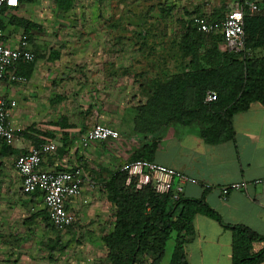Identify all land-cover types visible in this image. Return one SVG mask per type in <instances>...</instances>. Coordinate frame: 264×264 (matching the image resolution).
<instances>
[{
    "label": "rangeland",
    "instance_id": "obj_1",
    "mask_svg": "<svg viewBox=\"0 0 264 264\" xmlns=\"http://www.w3.org/2000/svg\"><path fill=\"white\" fill-rule=\"evenodd\" d=\"M237 1L80 0L78 7L72 3L68 10H63L54 0H29L21 8L0 15L5 24L3 30L9 37L21 33L12 15L39 26L31 33L32 48H59L66 52L86 48L79 63L61 70L64 73L60 79L61 96L68 101L65 107L49 103L53 114L60 116L62 111L76 108V100L84 105L101 104L104 91L110 94L114 106L126 105L125 109L117 107L116 113L110 114L109 124L101 122L119 130L120 137L114 140L122 146L119 151L109 157H91L89 162L79 157L76 162L98 181L85 199L81 196L78 205L83 212L68 230L60 232L52 228L39 195L32 197L22 191L14 156L0 157V264H110L102 237L113 229L117 208L108 197L107 181L121 164L131 160L135 144L129 140L131 134H127L126 127L122 126L120 131L112 122L124 121V117L129 120L136 112L135 82L146 84L152 78L169 81L186 70L190 56L180 48L182 35L191 26L193 16H224ZM220 45L223 44L219 40L217 47ZM205 46L210 47V43L206 41ZM205 46L199 49L200 54H207ZM217 49L228 52L225 48ZM243 51L253 55L248 48ZM122 79L125 83L121 84ZM51 134L57 148L63 149L67 144L62 140L63 135ZM126 145L130 147L125 149ZM173 245L174 234L167 241L159 264L168 262ZM141 259L139 264L155 263L149 256Z\"/></svg>",
    "mask_w": 264,
    "mask_h": 264
},
{
    "label": "crops",
    "instance_id": "obj_2",
    "mask_svg": "<svg viewBox=\"0 0 264 264\" xmlns=\"http://www.w3.org/2000/svg\"><path fill=\"white\" fill-rule=\"evenodd\" d=\"M79 1L73 2L75 8ZM218 48L224 47L220 45ZM52 49L56 51L31 48L35 54L34 59L16 66L17 73L25 77L24 82H0V96L16 102L8 118V125L15 133L11 146L16 151L26 152L34 145L36 138H39V142L45 141L46 137L41 132L68 134L65 147L57 148L41 163V168L49 172L67 169L76 164L81 159L79 157L89 162L91 157H109L119 151L121 144L116 145L114 140L108 139L91 144L84 148L85 151L82 150L79 138L95 122L109 124V116L116 113L117 107H126L124 104H111L110 94L104 91L101 104L94 102L84 105L76 100V108L72 106L62 111L60 116L53 114L49 103L61 107L68 101L61 96L60 79L64 74L61 70H69L79 63L85 57L86 48H72L67 52L59 48ZM253 52L264 55V46L255 47ZM122 83H125L124 79ZM142 83L135 82L133 86L134 96L138 100L134 105L135 110L146 99L142 94ZM60 118L64 119L57 124ZM136 119V112H133L129 120L124 117V121L113 120L112 123L120 131L122 126L126 127L127 134H131L129 140L135 143L133 151L149 141L152 144L149 153L152 161L181 171L194 180L184 184L182 197L202 199L219 214L224 224L243 225L264 236V106L254 102L246 110L234 113L231 135L221 134L215 142H207L203 138L201 128L205 125L199 122L166 123L153 133L146 134V138L141 134L143 129L137 126ZM20 131H24V134H17ZM127 146L125 149L130 147ZM12 156L15 158L16 154ZM91 177L98 181L92 174ZM233 183H244L245 187L232 189L222 197L220 188ZM89 190L85 186L82 199L90 194ZM81 196L68 200L66 204L76 215L75 223L79 220L78 215L83 212L78 205ZM192 226L193 234L187 236L184 242L186 264H231L232 233L229 228L200 213L194 216ZM261 245L255 243L254 247L257 249Z\"/></svg>",
    "mask_w": 264,
    "mask_h": 264
},
{
    "label": "trees",
    "instance_id": "obj_3",
    "mask_svg": "<svg viewBox=\"0 0 264 264\" xmlns=\"http://www.w3.org/2000/svg\"><path fill=\"white\" fill-rule=\"evenodd\" d=\"M27 1L20 0V3ZM54 1L60 9L68 10L75 0ZM7 11L11 10L2 8L0 15ZM207 17L211 20L222 18ZM11 19L16 21L17 27L32 44L31 33L39 26L21 17L12 15ZM0 27H5L1 18ZM244 33L245 48L254 51L255 47L264 46V6L258 12L244 16ZM210 34L197 30L191 22L182 35L180 48L190 56L186 70L175 74L169 81L152 78L140 85L146 99L137 106L136 123L139 128L142 127L141 134L144 137L166 123L199 122L205 125L201 128L203 138L207 142H215L221 134L231 135L234 113L246 110L254 102L264 106V55L253 52L249 56L244 51L219 52L217 45L219 40L223 42V38L220 34L215 37ZM206 41L210 47L205 46ZM204 46L207 54H200L199 49ZM207 90L216 94L215 100L204 101ZM22 133L24 131L17 134ZM51 133L43 132L41 135L47 139L51 138ZM62 135L63 142H66L68 134ZM39 141L36 138L34 145L39 144ZM151 147L152 144L146 141L132 153L131 160H152L149 155ZM18 153L0 138V157L17 156L24 152ZM125 177L123 172L117 170L107 181L108 197L117 208L113 229L102 237L110 264H139L142 256L152 257L154 264H159L173 233L174 245L167 264H186L184 242L187 236L193 234L192 221L199 213L230 229L231 264H264V236L243 225L224 224L219 214L202 199L182 196L174 199L171 194L156 193L150 186L135 190L124 184ZM38 195L37 191L31 193L32 197ZM45 218L50 224L46 211ZM255 243L262 245L256 249Z\"/></svg>",
    "mask_w": 264,
    "mask_h": 264
},
{
    "label": "built area",
    "instance_id": "obj_4",
    "mask_svg": "<svg viewBox=\"0 0 264 264\" xmlns=\"http://www.w3.org/2000/svg\"><path fill=\"white\" fill-rule=\"evenodd\" d=\"M22 6L20 0H0V10L4 7L10 10L19 9ZM262 6L264 0H239L223 18L211 20L204 15H195L192 23L201 32L220 34L226 50L241 52L245 49L244 16L258 12ZM31 48L32 44L26 34L21 32L17 37H9L0 27V82L25 81V77L17 73L16 66L34 59L35 54ZM215 99L216 94L207 90L204 101L211 102ZM15 105V100L0 96V138L9 145L15 140L14 130L8 125L10 111ZM119 137L117 129L95 122L80 136L79 143L81 147L87 148L95 142L105 139L117 140ZM56 149L55 141L47 139L17 155L14 158V166L21 177L22 191L27 194L39 192L52 228L61 232L76 221L75 213L66 206L67 201L80 197L85 186L94 188L95 181L81 164L55 172L43 170L41 163ZM118 170L125 174L127 186L130 185L135 190L150 186L156 193H168L174 199L181 196L185 183L194 181L181 171L142 158L126 161ZM244 187V183L222 186L221 195L225 197L230 190Z\"/></svg>",
    "mask_w": 264,
    "mask_h": 264
}]
</instances>
